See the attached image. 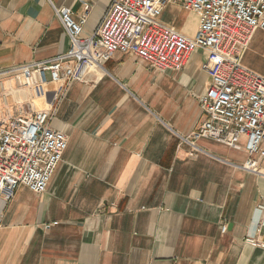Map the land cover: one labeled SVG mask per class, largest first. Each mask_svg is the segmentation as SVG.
I'll return each mask as SVG.
<instances>
[{
    "label": "crops",
    "instance_id": "0c3cea01",
    "mask_svg": "<svg viewBox=\"0 0 264 264\" xmlns=\"http://www.w3.org/2000/svg\"><path fill=\"white\" fill-rule=\"evenodd\" d=\"M112 2L0 0V126L28 102L22 78L2 71L70 47L55 7L78 20L88 4V37ZM160 19L188 36L200 21L179 3ZM204 61L197 51L183 69L159 71L116 52L67 86L49 81L50 123L68 146L44 193L0 195V264H264V247L245 242L264 243V158L254 173L242 168L245 137L238 148L182 141L208 119Z\"/></svg>",
    "mask_w": 264,
    "mask_h": 264
},
{
    "label": "built area",
    "instance_id": "2783aa9c",
    "mask_svg": "<svg viewBox=\"0 0 264 264\" xmlns=\"http://www.w3.org/2000/svg\"><path fill=\"white\" fill-rule=\"evenodd\" d=\"M173 3L199 15L193 36L160 19ZM89 9L86 4L77 20L71 8L55 7L70 40L65 53L2 71L22 78L29 100L0 126V195L9 202L21 186L44 193L63 159L68 138L51 126L48 82L67 86L83 79L89 68H102L116 52L135 55L159 71H179L195 52H202L210 84L200 105L208 119L182 141L196 148L195 141L204 137L238 148L245 137L250 157L242 168L261 173L264 75L245 66L243 56L256 32H264V0H113L98 29L84 37ZM245 242L264 247L253 237Z\"/></svg>",
    "mask_w": 264,
    "mask_h": 264
},
{
    "label": "rangeland",
    "instance_id": "374dc122",
    "mask_svg": "<svg viewBox=\"0 0 264 264\" xmlns=\"http://www.w3.org/2000/svg\"><path fill=\"white\" fill-rule=\"evenodd\" d=\"M169 12L170 14L178 15L181 20L187 17L184 10L170 9ZM252 41V46L250 44L243 56V63L250 69L264 75V33L258 32Z\"/></svg>",
    "mask_w": 264,
    "mask_h": 264
},
{
    "label": "bare ground",
    "instance_id": "6f19581e",
    "mask_svg": "<svg viewBox=\"0 0 264 264\" xmlns=\"http://www.w3.org/2000/svg\"><path fill=\"white\" fill-rule=\"evenodd\" d=\"M60 164V163H59ZM59 166V165H58ZM58 168V167H57Z\"/></svg>",
    "mask_w": 264,
    "mask_h": 264
}]
</instances>
